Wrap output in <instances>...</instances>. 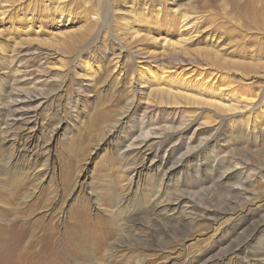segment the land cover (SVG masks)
Returning <instances> with one entry per match:
<instances>
[{
  "label": "rangeland",
  "instance_id": "obj_1",
  "mask_svg": "<svg viewBox=\"0 0 264 264\" xmlns=\"http://www.w3.org/2000/svg\"><path fill=\"white\" fill-rule=\"evenodd\" d=\"M0 264H264V0H0Z\"/></svg>",
  "mask_w": 264,
  "mask_h": 264
},
{
  "label": "bare ground",
  "instance_id": "obj_2",
  "mask_svg": "<svg viewBox=\"0 0 264 264\" xmlns=\"http://www.w3.org/2000/svg\"><path fill=\"white\" fill-rule=\"evenodd\" d=\"M185 20H186V23H185V25L183 26V28H184V31H186V33H187V35H188V37H191V35H192V33H197L198 32V17H191V16H186V18H185ZM189 33V34H188ZM186 40H184V39H182L181 38V40L177 43V45H179V46H181L184 42H185ZM164 46H165V44L163 43V45L161 46L162 48H164ZM146 70H148V74L150 75V78L151 79H153L154 78V76L157 74V70H156V68L154 69V70H152V71H150L151 69H149V68H146ZM164 69L162 68L161 70H160V74L161 75H164ZM212 75V74H211ZM177 76V75H176ZM188 76V74L187 75H185V74H183V75H181L180 76V80L182 81V82H184V81H186L188 78H190V77H187ZM185 77H187V78H185ZM221 78V75H219V74H213V76H212V79H211V81H213L214 83H212L211 85H213V84H215L216 82H218V80ZM191 79V78H190ZM194 79L195 78H193V80L192 81H194ZM203 82V83H202ZM202 85H204L205 83H206V81L205 80H202ZM231 85H225V86H221V85H218L217 86V88H219L220 90L221 89H224V88H226V89H228L229 87H230ZM252 99L253 98H250V99H248V100H251L252 101ZM250 105H254V103L253 104H250ZM254 107V106H253Z\"/></svg>",
  "mask_w": 264,
  "mask_h": 264
}]
</instances>
